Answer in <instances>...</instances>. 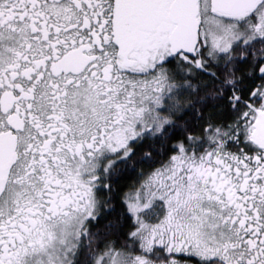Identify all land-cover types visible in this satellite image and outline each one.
I'll list each match as a JSON object with an SVG mask.
<instances>
[{
  "label": "snow or ice",
  "instance_id": "obj_1",
  "mask_svg": "<svg viewBox=\"0 0 264 264\" xmlns=\"http://www.w3.org/2000/svg\"><path fill=\"white\" fill-rule=\"evenodd\" d=\"M0 264H264V0H0Z\"/></svg>",
  "mask_w": 264,
  "mask_h": 264
}]
</instances>
